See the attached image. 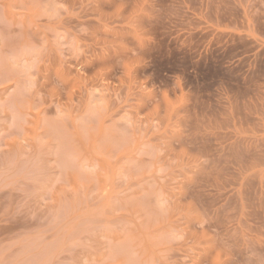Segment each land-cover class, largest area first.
I'll use <instances>...</instances> for the list:
<instances>
[{
  "label": "rangeland",
  "instance_id": "obj_1",
  "mask_svg": "<svg viewBox=\"0 0 264 264\" xmlns=\"http://www.w3.org/2000/svg\"><path fill=\"white\" fill-rule=\"evenodd\" d=\"M0 264H264V0H0Z\"/></svg>",
  "mask_w": 264,
  "mask_h": 264
}]
</instances>
